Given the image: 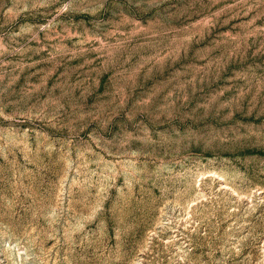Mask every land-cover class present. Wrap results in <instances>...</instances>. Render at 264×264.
Masks as SVG:
<instances>
[{"label":"rangeland","instance_id":"1","mask_svg":"<svg viewBox=\"0 0 264 264\" xmlns=\"http://www.w3.org/2000/svg\"><path fill=\"white\" fill-rule=\"evenodd\" d=\"M0 264H264V0H0Z\"/></svg>","mask_w":264,"mask_h":264}]
</instances>
